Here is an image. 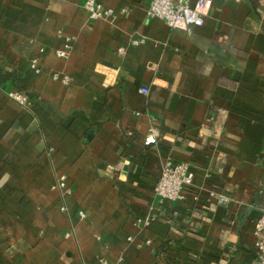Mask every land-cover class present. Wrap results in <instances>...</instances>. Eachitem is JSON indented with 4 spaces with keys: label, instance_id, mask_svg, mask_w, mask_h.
<instances>
[{
    "label": "crops",
    "instance_id": "1",
    "mask_svg": "<svg viewBox=\"0 0 264 264\" xmlns=\"http://www.w3.org/2000/svg\"><path fill=\"white\" fill-rule=\"evenodd\" d=\"M98 1L129 11L93 20L85 0H0V264H254L264 0H214L191 31L149 17L150 0ZM167 158L189 163L194 184L161 204Z\"/></svg>",
    "mask_w": 264,
    "mask_h": 264
},
{
    "label": "built area",
    "instance_id": "2",
    "mask_svg": "<svg viewBox=\"0 0 264 264\" xmlns=\"http://www.w3.org/2000/svg\"><path fill=\"white\" fill-rule=\"evenodd\" d=\"M214 0H196L194 4H190L188 0L177 1L174 0H150L148 15L152 18H160L166 21L171 28L183 29L191 31L195 27H200L204 24L205 18L209 15ZM84 8L87 11L90 19H112L120 13L129 11L127 6L116 10L111 7H106L98 0H85ZM73 37L65 38L63 47L56 50L59 57L67 58L70 55L73 46ZM134 44L145 43V37L135 38L132 41ZM31 67L38 73L40 71L39 58L33 57L31 59ZM55 79L61 78L64 83H68L70 77L56 73L53 75ZM143 92H147L146 89ZM8 96L15 102L26 107L29 105V96L24 91H11ZM158 129L152 125L149 129V134L146 138V143H155L158 139ZM193 175L189 170V163L175 162L167 158L162 166V170L155 186V194L159 198L161 204L165 201H179L186 196V191L193 186ZM54 187L60 192L61 204L60 210L67 212L68 199L73 195V189L68 184V177L66 174H61ZM209 196L217 199L218 202L224 203L230 201V197L219 193L216 190H210ZM198 197L195 195V199ZM261 216L255 226V247L257 256L254 264H264V203L260 208ZM82 216H85L83 211H80ZM152 220L150 215L137 218V223L148 224ZM100 264H113L105 258L100 259Z\"/></svg>",
    "mask_w": 264,
    "mask_h": 264
}]
</instances>
